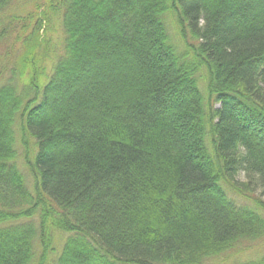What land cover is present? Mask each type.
I'll use <instances>...</instances> for the list:
<instances>
[{
    "label": "trees",
    "instance_id": "1",
    "mask_svg": "<svg viewBox=\"0 0 264 264\" xmlns=\"http://www.w3.org/2000/svg\"><path fill=\"white\" fill-rule=\"evenodd\" d=\"M15 2L0 0V34L22 24L24 48L0 65V264H48L54 231L53 264H212L264 244V0ZM50 11L63 46L40 84Z\"/></svg>",
    "mask_w": 264,
    "mask_h": 264
},
{
    "label": "rangeland",
    "instance_id": "2",
    "mask_svg": "<svg viewBox=\"0 0 264 264\" xmlns=\"http://www.w3.org/2000/svg\"><path fill=\"white\" fill-rule=\"evenodd\" d=\"M46 3V0H16L15 4L13 5L12 9L9 11L10 15H15V16H25L26 13L28 12H33L34 10V6L36 5H42L44 6V4ZM256 11H263L264 10V4L261 6H257V8L255 9ZM50 15H52V12L50 11ZM5 19V18H3ZM3 19H0V31L4 29V27L6 25H4L1 21ZM52 22L49 24V26L45 27L44 30V37H45V47L43 49H41L40 51V55H39V66H41V68L44 69V76H42L40 84H44L46 80V76H49L50 72H51V68L53 67L57 57L62 53V46H63V32H62V28H61V20H60V14H53L52 15ZM166 24H167V28L169 31V35L171 36V42L176 46L177 52L179 54V56L182 57V61L181 63H190V57L185 56L186 52V47L183 45L180 37L178 36L174 21L171 18H167L166 20ZM22 24L18 23L17 27L12 29L9 32H4V36H0V65L1 63L3 64H8V66H6L7 68H9V66L15 67L14 61L17 62L19 64V59L16 58V56L19 54L21 55L20 57H22L23 53H24V48L23 46H21L22 44V38L18 41L17 37L20 35L21 36V32L18 29L19 27H21ZM12 27H15V24L12 25ZM30 32V30H29ZM28 32V33H29ZM21 49V51H20ZM19 57V58H20ZM15 58V59H14ZM14 60V61H13ZM18 60V61H17ZM16 63V65H17ZM10 64V65H9ZM4 81H6L9 77V69H7L5 71L4 74ZM2 77V78H3ZM23 78H21V86L20 89H24L25 86L27 85L26 81L27 78H29L28 75L26 76H22ZM196 77L198 80V84H199V88L203 93V96L205 98V102L208 100V80H207V75L206 72L204 70H200V71H196ZM2 82L3 79H0ZM0 81V84H1ZM214 104V99L211 100ZM215 107H217V105L215 104ZM17 137V150L19 152V159L17 161V166L19 167V169L21 170V172L23 173V175L25 176L26 179V184L28 186L29 189H32L31 186L29 185V181L31 179V175L24 163L23 157H22V151L24 150V147L22 148L20 146V137L19 134L16 136ZM209 137L207 138V143L210 144L209 142ZM210 147V146H208ZM29 155H30V159H33L37 149L34 145V141L32 139L29 140ZM209 150H211L209 148ZM240 180L242 182H244L246 180V178L244 176H241ZM31 182V181H30ZM228 197L235 202L236 205L240 206V207H252V202L248 199H246V197H243L242 195H240V193L236 192L235 190H226ZM256 195L258 196L259 193H256ZM255 193L253 194V196H256ZM67 234L63 233V232H59V231H54L53 232V254L50 256V260L48 262V264H53L54 259L57 258V256L60 254L62 247L65 243V240L67 238ZM264 254V244L259 245L258 247L252 248L248 251H246V253L241 254V256L239 254L229 257V258H225V259H213L211 262L212 264H230V263H234V262H243V261H247V260H251V259H255L256 257L263 255Z\"/></svg>",
    "mask_w": 264,
    "mask_h": 264
},
{
    "label": "bare ground",
    "instance_id": "3",
    "mask_svg": "<svg viewBox=\"0 0 264 264\" xmlns=\"http://www.w3.org/2000/svg\"><path fill=\"white\" fill-rule=\"evenodd\" d=\"M18 161V160H17Z\"/></svg>",
    "mask_w": 264,
    "mask_h": 264
}]
</instances>
